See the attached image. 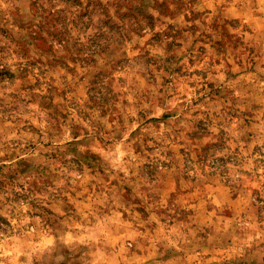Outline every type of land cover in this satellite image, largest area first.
<instances>
[{
    "label": "rangeland",
    "instance_id": "rangeland-1",
    "mask_svg": "<svg viewBox=\"0 0 264 264\" xmlns=\"http://www.w3.org/2000/svg\"><path fill=\"white\" fill-rule=\"evenodd\" d=\"M0 264H264V0H0Z\"/></svg>",
    "mask_w": 264,
    "mask_h": 264
}]
</instances>
